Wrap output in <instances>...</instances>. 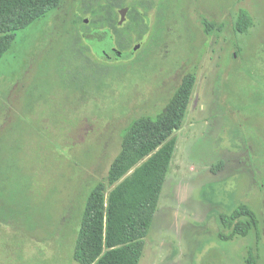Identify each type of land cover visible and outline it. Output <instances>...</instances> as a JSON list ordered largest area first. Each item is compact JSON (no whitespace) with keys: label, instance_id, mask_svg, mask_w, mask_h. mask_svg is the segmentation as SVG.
Listing matches in <instances>:
<instances>
[{"label":"rangeland","instance_id":"rangeland-1","mask_svg":"<svg viewBox=\"0 0 264 264\" xmlns=\"http://www.w3.org/2000/svg\"><path fill=\"white\" fill-rule=\"evenodd\" d=\"M107 1L62 0L13 32L0 61V264H79L87 199L124 132L160 114L189 74L197 81L140 264H246L251 248L264 264V0H128L148 7V30L140 39L133 27L125 42L107 28L132 55L114 61L91 39L88 8ZM241 10L247 34L235 31ZM240 205L257 214L259 242L255 232L219 238L220 215Z\"/></svg>","mask_w":264,"mask_h":264},{"label":"trees","instance_id":"trees-1","mask_svg":"<svg viewBox=\"0 0 264 264\" xmlns=\"http://www.w3.org/2000/svg\"><path fill=\"white\" fill-rule=\"evenodd\" d=\"M61 2L62 0H0V61L15 42L16 35L13 32L30 26L59 8ZM95 2L100 4L99 0ZM126 2L127 0H108L106 5L99 6L98 9L88 8L94 16L95 31L109 28L114 37L124 36L125 42H128L129 31L134 27L139 31L141 39L142 32L148 30V7L140 3L145 8L142 13L138 4L131 5L129 23L120 28L116 11L125 7ZM253 25L248 11L241 10L235 22V31L247 34ZM204 26L207 33L212 34L214 24L204 21ZM96 34L95 32L91 39H99ZM106 34L111 36L109 32ZM86 36V39H90L91 35ZM117 44L121 50L119 51L125 52L123 42L119 41ZM196 81L194 74L185 76L160 114L154 118L135 120L126 129L121 152L111 165L107 181L97 184L87 199L73 253L75 262L140 264L176 151L177 139L174 134L184 123ZM132 171V175L127 177ZM112 187L115 188L107 198V191ZM219 219L227 232L219 234L222 241L245 238L251 232H255L258 242L260 241V220L249 206L240 205L231 214H221ZM246 264H257L252 248L248 251Z\"/></svg>","mask_w":264,"mask_h":264},{"label":"flooded vegetation","instance_id":"flooded-vegetation-1","mask_svg":"<svg viewBox=\"0 0 264 264\" xmlns=\"http://www.w3.org/2000/svg\"><path fill=\"white\" fill-rule=\"evenodd\" d=\"M128 1V0H127ZM127 3V2H126ZM129 7H123V8H120V9H117V11H119L120 15H121V20L119 22L120 25L123 24V22L125 21L127 15L129 14ZM116 11V12H117ZM97 34L96 36L99 37V39H97L95 42H97L99 45V49L100 50V55L102 58H105L109 61H114V60H117V59H126V60H129L131 59V56L132 55H126L124 52H121L122 55L121 57H117L115 52L113 51L114 49H112V47H116V45L113 44V36H108L106 33H107V30L106 32L105 31H95ZM118 50V49H117Z\"/></svg>","mask_w":264,"mask_h":264},{"label":"water","instance_id":"water-1","mask_svg":"<svg viewBox=\"0 0 264 264\" xmlns=\"http://www.w3.org/2000/svg\"><path fill=\"white\" fill-rule=\"evenodd\" d=\"M137 48L138 47H136L135 49H137ZM112 49H114L113 51L115 52L117 57H121L122 53L119 50H117L115 47H112Z\"/></svg>","mask_w":264,"mask_h":264}]
</instances>
